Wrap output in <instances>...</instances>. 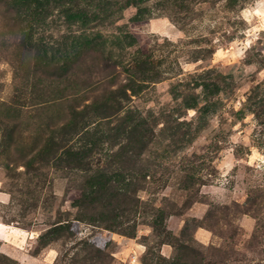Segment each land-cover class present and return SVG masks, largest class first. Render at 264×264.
<instances>
[{"label": "rangeland", "instance_id": "obj_1", "mask_svg": "<svg viewBox=\"0 0 264 264\" xmlns=\"http://www.w3.org/2000/svg\"><path fill=\"white\" fill-rule=\"evenodd\" d=\"M28 1L0 0V264H264V0Z\"/></svg>", "mask_w": 264, "mask_h": 264}, {"label": "trees", "instance_id": "obj_2", "mask_svg": "<svg viewBox=\"0 0 264 264\" xmlns=\"http://www.w3.org/2000/svg\"><path fill=\"white\" fill-rule=\"evenodd\" d=\"M29 3L27 4V10H31V8H34V9H36L37 10V8H39L40 9V4H42L41 2H39L38 3V0H30V1H28ZM46 3H47V1H46ZM52 3V1L50 2V4ZM33 4H35V7L33 6ZM48 4V3H47ZM16 6H18L20 9L18 10V11H16L17 13H25V11H23V9H24V7H25V5H23L22 3L21 4H16V5H14V7L16 8ZM38 9V10H39ZM10 12V11H9ZM26 14H27V12H26ZM20 17V16H19ZM16 18L15 16H12V15H10V18H9V20H5L6 21V30H8L9 31V33L10 32H13L14 30H15V28L18 26V25H20L21 24V20H19L20 18ZM32 24V23H31ZM33 24H37L36 22L35 23H33ZM27 26H29L28 24H27ZM24 26L22 27V29H23V31H24ZM94 49H97V48H94ZM97 50H99V49H97ZM104 57V56H103ZM95 60V64H94V67L95 66H97L98 67V69H100L99 67H100V65H101V63H100V61H99V59H100V57L97 55L95 58H94ZM102 66H104V63H102ZM107 67V66H106ZM95 69H96V67H95ZM193 107H195V106H193Z\"/></svg>", "mask_w": 264, "mask_h": 264}, {"label": "crops", "instance_id": "obj_3", "mask_svg": "<svg viewBox=\"0 0 264 264\" xmlns=\"http://www.w3.org/2000/svg\"><path fill=\"white\" fill-rule=\"evenodd\" d=\"M9 235H10L9 231H7V229L4 228L3 226H0V244L1 245L6 243L7 238L9 237Z\"/></svg>", "mask_w": 264, "mask_h": 264}]
</instances>
